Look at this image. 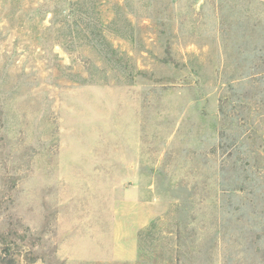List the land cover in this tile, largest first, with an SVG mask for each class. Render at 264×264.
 <instances>
[{
  "label": "rangeland",
  "instance_id": "1",
  "mask_svg": "<svg viewBox=\"0 0 264 264\" xmlns=\"http://www.w3.org/2000/svg\"><path fill=\"white\" fill-rule=\"evenodd\" d=\"M0 264H264V0H0Z\"/></svg>",
  "mask_w": 264,
  "mask_h": 264
}]
</instances>
